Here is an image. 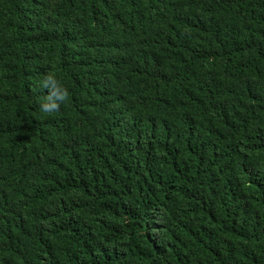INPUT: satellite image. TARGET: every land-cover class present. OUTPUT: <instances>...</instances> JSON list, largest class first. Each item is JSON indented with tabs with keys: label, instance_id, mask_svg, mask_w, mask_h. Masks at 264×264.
<instances>
[{
	"label": "trees",
	"instance_id": "trees-1",
	"mask_svg": "<svg viewBox=\"0 0 264 264\" xmlns=\"http://www.w3.org/2000/svg\"><path fill=\"white\" fill-rule=\"evenodd\" d=\"M0 264H264V0H0Z\"/></svg>",
	"mask_w": 264,
	"mask_h": 264
},
{
	"label": "clouds",
	"instance_id": "clouds-1",
	"mask_svg": "<svg viewBox=\"0 0 264 264\" xmlns=\"http://www.w3.org/2000/svg\"><path fill=\"white\" fill-rule=\"evenodd\" d=\"M64 96H65V93L63 91H61L59 93V95L57 96V99L62 100V99H64ZM55 107H56L55 103L44 104V105H42V111L49 112V111L55 109Z\"/></svg>",
	"mask_w": 264,
	"mask_h": 264
}]
</instances>
